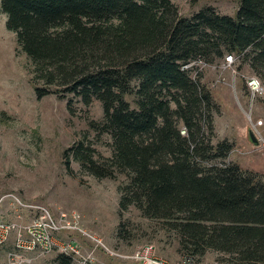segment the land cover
<instances>
[{"label":"trees","instance_id":"obj_1","mask_svg":"<svg viewBox=\"0 0 264 264\" xmlns=\"http://www.w3.org/2000/svg\"><path fill=\"white\" fill-rule=\"evenodd\" d=\"M1 7L44 83L38 98L102 104V121L92 125L111 137L112 155L98 160L79 142L64 152L69 173L75 159L97 178L125 176L120 210L136 206L175 232L183 260L215 251L230 264H264V179L226 161L231 141H212L217 107L194 63L232 55L264 86V0H239L234 15L205 6L181 16L171 0Z\"/></svg>","mask_w":264,"mask_h":264},{"label":"rangeland","instance_id":"obj_2","mask_svg":"<svg viewBox=\"0 0 264 264\" xmlns=\"http://www.w3.org/2000/svg\"><path fill=\"white\" fill-rule=\"evenodd\" d=\"M171 1L181 16H190L205 6L234 15L239 7V0ZM225 59L207 63L200 70L217 107L212 141H231L234 147L226 161L264 179V95L251 97L247 80L255 74L247 65L235 57L230 64ZM34 76L31 60L7 27L0 0V219L28 224L38 213L34 206H45L54 216L74 213L79 226L111 250L131 256L152 244L156 257L170 264L181 263L185 256L179 251L175 232L163 228L161 221L144 217L136 206L120 210L119 186L125 176L97 178L75 159L70 162L72 173L67 170L64 152L79 142L92 147L98 160L112 155L111 137L92 125L102 121L101 102L94 100L86 106L72 95L60 98L54 93L38 98L35 86L44 83ZM69 101L73 112L69 111ZM58 236L76 240L83 252L94 248L92 240L76 232ZM13 248V236L0 244V264H67L62 261L64 256L72 258L69 264H80L78 258L57 249L26 252L16 263L9 257ZM95 250V264H143L110 256L99 247ZM227 258L215 251L194 257L202 263Z\"/></svg>","mask_w":264,"mask_h":264},{"label":"built area","instance_id":"obj_3","mask_svg":"<svg viewBox=\"0 0 264 264\" xmlns=\"http://www.w3.org/2000/svg\"><path fill=\"white\" fill-rule=\"evenodd\" d=\"M233 61L234 56H226V63L230 64ZM194 63L195 65L199 66L200 69L206 64L201 60ZM247 84L252 98L264 95V86L256 75L251 76L247 80ZM34 207L38 210V213L28 224H18L16 222L0 219V244L8 241L11 236L14 238V248L9 253L10 260L13 262L17 263L22 261V254L29 251L47 253L57 249L62 252V254L78 258L80 264H95V249L99 247L107 252L110 256L130 258L141 261L143 264H170L155 256V248L152 244H147L133 255L126 256L111 250L100 238L88 233L85 229L81 228L79 226L78 216H76V214H67L62 212L58 216H54L45 206ZM64 232H76L89 238L94 243V248L90 251L83 252L81 244L76 240H65L58 236V234ZM202 262L203 261L197 262L189 258L182 260V262L178 264H230L226 261L220 260L205 263Z\"/></svg>","mask_w":264,"mask_h":264},{"label":"water","instance_id":"obj_4","mask_svg":"<svg viewBox=\"0 0 264 264\" xmlns=\"http://www.w3.org/2000/svg\"><path fill=\"white\" fill-rule=\"evenodd\" d=\"M250 136H251L252 140H256L254 137V134L252 132H250Z\"/></svg>","mask_w":264,"mask_h":264}]
</instances>
